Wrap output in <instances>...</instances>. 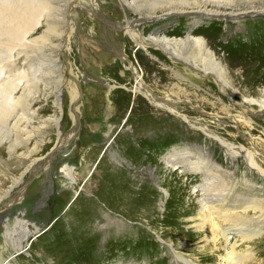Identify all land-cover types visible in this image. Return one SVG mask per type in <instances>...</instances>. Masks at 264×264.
Instances as JSON below:
<instances>
[{
    "label": "rangeland",
    "instance_id": "obj_1",
    "mask_svg": "<svg viewBox=\"0 0 264 264\" xmlns=\"http://www.w3.org/2000/svg\"><path fill=\"white\" fill-rule=\"evenodd\" d=\"M62 1L61 4L64 5ZM96 1L100 11H91L87 8L84 11L77 9L69 13L74 17L75 28L71 45L69 49L64 48L65 56L61 55L59 60L66 79L76 88L78 98L73 102L68 90L64 88L61 100L65 115L61 122V135L70 134L74 130L70 114H74L76 108H79L80 117L76 121L78 130L76 129L77 132L74 130L72 143L64 145L61 150L57 149L48 178L43 175L44 171L31 176L32 168H26L31 163L33 169L37 165L39 169L37 162L40 157H45L53 151L59 139L58 125H56L59 114L56 102L58 103L62 85L58 84L59 81L56 79L58 74H50L57 72L55 65L51 69L48 57H45L40 50L41 53L35 50L30 54L32 57L29 58L27 66L24 65V61L19 64L24 65L27 73L25 75H32L34 72L38 79L43 78V83L37 79L38 94L36 90L35 94L44 105L40 116L42 120L46 119L49 122L42 125L40 131L35 133L36 135H33L29 142L23 139H18L17 142L15 139L0 141V197L10 189L13 196L21 197L19 199L21 203H13L12 195L6 197L8 199H3L4 201L0 199L2 201L0 259L5 260L3 262L0 260V264H116L119 260L130 259H133L135 264H188L184 260L194 264H221L220 257L229 254V248L224 251L222 243L214 245L204 232H200L202 221L196 200L200 192L194 189V186L200 182L199 175L187 172L178 174L177 171L166 173L162 158L168 148L183 146L181 142L185 141L189 147L195 144L207 146L212 157L223 165L224 171L229 172L231 164L226 163L225 152L220 149L215 139L205 142L206 137L201 131H197V135L191 132L192 135L185 137V140L170 138L173 131L166 130L165 119L151 107L148 99L140 93L136 98H131L132 93L129 94L124 86L130 88L133 81L136 82V78L132 70L116 56L122 48L130 55L129 59L134 60L137 74L142 75L146 81L148 75H150L149 79L153 75L155 78L166 75L155 66L151 68L146 64L139 57V53L134 51L135 46L122 35L123 29L120 27L125 25L126 19L119 1ZM245 18L249 20L245 30L233 32L230 37L220 35L221 27L220 23H217L220 22L219 19H213V24L201 25V30L213 28L218 32L220 49L222 46H228L234 53L233 58L239 64L238 68L241 69V75H235L236 87L245 96L256 98L264 93V15ZM258 18L261 21H253ZM182 24L176 26L181 27ZM140 29H143V24ZM42 30L44 29H38L33 36L38 37ZM149 48L161 53L157 47L149 45ZM46 69L49 71L47 72ZM27 71H30L29 74ZM208 79L215 82V79L209 77L206 80ZM107 83L111 86L115 85L111 90L113 108L110 112L107 111L105 99L108 92ZM201 88L206 89L203 86ZM220 91L219 89V94ZM121 94L126 95V103L119 102ZM227 94L231 93L227 92ZM224 97L226 98V95ZM230 100L228 98V101ZM233 104L234 106L236 104L234 100ZM247 106L250 111L236 104L237 108L246 110L245 115L252 120H249L251 121L249 124L245 122L243 128L240 123L242 132L238 131V127L227 116L218 115L216 111L212 112L210 109L205 111L212 116L192 112L189 116L196 125L207 127L212 134L232 145L244 146L245 150L253 155L254 161L263 173L249 170L245 160V165L242 162L238 163L236 176L241 177L245 168V178L254 179L259 184L256 190L248 191L245 188V198L250 200L258 198L261 201L256 200V203L263 206L264 194L260 188L264 189V109L260 110L256 104H247ZM217 116L223 118L226 122L225 126ZM15 131L16 129L14 133ZM9 135L10 133H7V136ZM11 141L15 143L12 144ZM8 142L12 145L17 144L13 148ZM191 149L196 152L195 148ZM197 154L196 157L200 156L204 159L209 157L201 150L197 151ZM35 159L38 160L35 162ZM100 164L106 167V172L113 175L109 187L120 194L119 202H122V199L127 202L120 209L108 205L100 196V183L104 176ZM44 165H41V169H45ZM65 165L76 169L73 175L71 174L73 179L71 187L76 190L83 186L87 190L85 193L81 194L82 192L79 191L80 194L77 196L70 187L71 181L68 182L67 179L71 176L62 174L66 170ZM89 168L92 172L95 171V177L92 178L90 186H87L84 177ZM42 178L49 181L42 183ZM158 184L166 189L168 194L160 191ZM79 198H83L84 204H79ZM7 201L8 208H6ZM161 202H164V206ZM133 206L135 215L123 211V208L129 209ZM261 210L264 212V209ZM249 213V218L242 227H245V235L252 238H234L232 245L235 244V250L240 252L239 254L246 255L245 253L249 252L253 256L254 262L250 264H264V214L253 210ZM104 216L107 219H104ZM5 220L15 226L18 223L22 224V230L27 223L30 225L25 231L19 230L22 234L19 233L20 238L26 232L30 234L28 236L31 245L28 251L33 259L21 251L19 254L12 252V247L5 245L1 238V226ZM17 221L19 222L16 223ZM64 235L80 240L84 245L89 239L94 238L93 236L97 240L92 249H86L81 257L79 255L81 261L64 259L58 262L50 252L57 246L59 238Z\"/></svg>",
    "mask_w": 264,
    "mask_h": 264
},
{
    "label": "bare ground",
    "instance_id": "obj_2",
    "mask_svg": "<svg viewBox=\"0 0 264 264\" xmlns=\"http://www.w3.org/2000/svg\"><path fill=\"white\" fill-rule=\"evenodd\" d=\"M118 1L126 19L124 21L125 25L120 27L123 29L122 35L127 37L131 44L135 46L134 51L139 53V57L146 64L151 68L155 66L166 75V77L162 78H155V75H153L151 79H149L150 75H148L146 81L142 75L137 74L134 60L132 62L129 59L130 55L122 48L116 56L120 57L123 63L132 70L136 78V82L133 81L130 88L128 86H124V88L128 93H132V95L129 93L131 98H136L140 93L148 99L151 107L165 119L166 125L164 127L166 130L173 131L170 134V138L185 140V137L192 135L191 132L197 135V131H201V134L206 137L205 142L213 139L218 141L220 149L225 152L226 163L231 164L230 171L226 172L223 170V165L212 157V153L207 146L195 144L192 147L196 149V152H193L192 147H189L188 143L184 141L181 142L183 146H171L163 155L162 160L166 173L177 171L178 174L187 172L199 175L198 180L200 182L194 186V189L200 192L199 197L196 199L199 204L200 219L202 221L200 232H204L214 245L222 243L224 251L229 248L230 253L220 257L221 264H250L253 261V256L249 252H246V255L236 252L235 244L232 245L233 239L252 238L245 235V227L242 226L245 224L246 219L249 218L251 210L264 214L261 210L264 209V204L259 206L256 200H261L258 198L252 200L245 198V188L248 191L256 190L259 184L254 179L245 178V168H243L244 172L241 177L237 178L236 169L238 163L242 162L245 165L246 160L249 170H255L257 173H263V171L254 161L253 155L246 151L244 146L232 145L223 138L212 134L207 127L196 125L190 118L189 113L212 116L205 109H210L212 112L216 111L218 115H225L229 120H232L234 125L238 127V131L242 132L240 123H242L241 128H243L245 122L249 124L252 121L245 115L246 110L250 111L247 104H256L260 107V110L264 109V93L252 98L242 94L236 87L235 75H241V69L238 68L239 64L234 60V53L228 46H222V49H220V44L217 40L218 32L213 28H211L212 30L207 28L201 30V25L212 23L213 19H219L220 22L217 23H220V35L222 34L223 37L225 35L230 37L236 31L243 32L245 25L249 22L245 17L251 18L257 15H264V0ZM62 2L64 5L61 4V0H0V141L15 139L17 142L18 139H23L29 142L33 135L40 131L39 128L49 122L46 119L42 120L40 111L44 108V105L36 97L38 94L36 86L40 78L38 79L34 72V75L29 74L30 71H27L29 75H25L27 73L24 65L27 66L29 58L32 57L30 54L35 50L43 52L50 61L51 69L54 65L57 69V72H51L50 74H58L56 79L59 81L58 84L62 85L61 93L59 91L58 103L56 102L59 114L58 118H56V121H58L56 125H58L59 139L53 147V151L46 154L45 157H40L41 159L37 162L39 169H37L38 165L33 169L34 166L31 163L27 166L26 169L32 168L30 171L31 176L44 171L43 175L46 178L49 177L51 162L57 154V149L61 150L64 145L71 144L75 135L74 130L78 128L76 121L80 117V112L79 108H76L74 114H70L74 130L64 136L60 132L61 122L65 115L61 100L64 88L68 90L73 102L78 98V92L73 83L66 79L64 68L59 60V57L64 55V48L67 49L71 45L70 41L75 28L74 17H71L69 13L77 9L84 11L87 8L91 11H100L96 0H63ZM253 21L258 22L261 20L258 18ZM179 23H183L181 27L176 26ZM142 24L143 29L141 30ZM158 24L161 25L158 26ZM40 28L44 30L38 37H34L33 34ZM149 45L150 47L159 48L160 50L158 51H161V53L151 50ZM35 53L37 54V52ZM39 55L38 53L37 56ZM22 61H24V65L20 66L19 64ZM30 67H28V70H30ZM38 70L40 71L41 69ZM46 71L48 72L49 70L46 69ZM40 77L43 76L40 75ZM209 77L215 79V82L209 79L206 80ZM41 81L43 83V78ZM106 85L108 89L105 98L106 106L107 111L110 112L113 108L111 90L115 85L111 86L110 83ZM202 86L206 89H200ZM219 89L221 90L220 94L218 93ZM35 90L37 94H35ZM227 92L231 94H227ZM224 95H226L227 99ZM125 96L121 94L119 96L120 101H118L125 102ZM228 98L231 99V102L228 101ZM233 100L238 106L246 110L243 111L237 108L236 104L234 106ZM217 117L222 121V125L225 126L226 122L223 121V118ZM249 120L251 121L249 122ZM15 129L16 133H14ZM185 131L187 133H184ZM7 133H10V135L7 136ZM242 136L244 137L245 135L242 133ZM13 141H11L12 144L15 143ZM16 144L12 145L13 148ZM200 150L206 152V156L209 155V157L205 159L200 158V156L196 157L198 156L197 151ZM7 152L9 153V150ZM38 159L34 161L36 162ZM43 164L46 166L45 169H41ZM66 165V170L62 174L68 177L71 176L70 179H67L68 182L69 180L71 181V187L73 183L72 173L76 169L73 166L67 167ZM102 165L100 164V169L102 168L104 176L103 179L101 178L100 196L108 205L115 209H120L127 202L123 199L122 202H119L120 194L109 187V183L113 180V175L111 176L106 172V167ZM86 174L84 183L90 186L92 178L95 177V171L92 172V169L89 168ZM46 178H42L41 182H48L49 180L47 181ZM59 185L60 181L58 182ZM71 188L74 190L73 187ZM158 189L164 194H168L167 190L160 187L159 184ZM74 191L78 196L80 194L79 191L83 194L87 190L81 186ZM260 191H263L262 193L264 194V189L260 188ZM11 195L10 189L4 192L0 199L2 198L3 200ZM11 197H14V201L11 200L13 203L20 202L19 199L21 197L13 195ZM79 199V204H84L83 198ZM1 204L2 201H0V207H2ZM161 205L164 206V202H161ZM6 208H8V201L6 202ZM123 211L131 215H135L136 212L134 206L129 209L123 208ZM108 217H111L110 212ZM104 219H107V217L104 216ZM19 223H21V220ZM27 225L24 227V231L27 230L26 227L30 226ZM16 226L7 223L5 220L1 226V238L6 246L12 247V252L19 254L21 251V253H25L33 259L34 257L28 251L29 245H31L29 244L30 238L28 236L30 234L26 232L27 234L25 233L20 238L21 232L19 230H22L23 226L22 224H19L18 228ZM30 230L29 233L31 232ZM93 237L91 238L92 240L89 239V242L84 245L80 240L79 242L77 239L64 235L59 238L57 246L50 253L58 259V262H62L64 259H78V261H81L80 257L85 250L92 249L94 244H96L95 240L97 238ZM81 251L83 252L80 253ZM177 257L184 260L179 255ZM0 260L2 262L5 261L4 259ZM184 261L188 264H194L190 261ZM134 262L133 259L127 261L119 260L116 264H135Z\"/></svg>",
    "mask_w": 264,
    "mask_h": 264
}]
</instances>
